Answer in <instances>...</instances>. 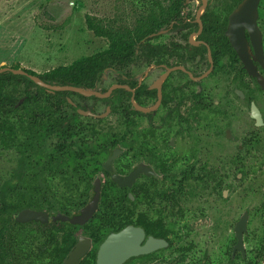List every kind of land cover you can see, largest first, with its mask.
I'll use <instances>...</instances> for the list:
<instances>
[{
    "label": "flooded vegetation",
    "instance_id": "flooded-vegetation-1",
    "mask_svg": "<svg viewBox=\"0 0 264 264\" xmlns=\"http://www.w3.org/2000/svg\"><path fill=\"white\" fill-rule=\"evenodd\" d=\"M138 35L140 41L130 59L107 66L94 88L88 89L100 94L111 90L107 97L46 89L51 94L70 93L60 107L66 118L63 128L73 122L85 128L81 129L78 143L67 145V151L61 155L73 160L69 161L73 165H63L61 171L54 170L38 179L49 185L53 208L25 209L72 218L93 199L96 182L100 181L98 209L86 225L49 223L77 228L74 242L67 246L64 258H59L61 264L81 234L91 239L92 248L79 264L84 260L98 264L104 241L129 227L144 234L139 248L153 249L133 255L122 264L160 262L157 255L176 248L177 221L184 215L185 200L196 189L208 188L216 181L218 167H235L239 172L233 178H244L245 155L259 149L263 142L260 130L264 128V0H162L156 8L146 9ZM138 58L140 73L136 74L134 64ZM108 73L116 80L105 91L95 90L101 79L105 82ZM71 95L102 102L103 111H99L98 105L85 107ZM46 99L54 101L51 97ZM24 102L25 97L20 99L17 110ZM66 106L72 114L65 113ZM114 113L124 119L125 128L113 132L100 130L99 123ZM245 113L252 130L241 139L234 126ZM82 117L94 122H84ZM213 140L221 142L222 160L216 158L219 151ZM224 143L232 144L234 149L222 147ZM116 177L124 179L125 185L116 183ZM55 184L60 186V193L53 190ZM216 184L221 187L223 181ZM231 189L222 190L223 200L229 198ZM67 198L83 199L85 203L77 208L67 204ZM105 201L119 206L105 209ZM246 213L248 221L240 249L236 225ZM249 219L250 212L246 210L233 227L235 242L228 264L248 259L245 239ZM96 220L101 222V234L94 236L86 228ZM218 229L222 233L228 228ZM193 249L191 244L182 252ZM201 264H213L209 253Z\"/></svg>",
    "mask_w": 264,
    "mask_h": 264
},
{
    "label": "rangeland",
    "instance_id": "rangeland-1",
    "mask_svg": "<svg viewBox=\"0 0 264 264\" xmlns=\"http://www.w3.org/2000/svg\"><path fill=\"white\" fill-rule=\"evenodd\" d=\"M159 1L162 0H0V68L20 67L43 74L108 50L109 41L89 31L88 16L115 31L137 36L142 30L146 9L156 8ZM134 66V73L139 74L140 58ZM107 76L105 82L102 79L99 81L95 90L105 91L116 80L112 73ZM23 89L22 85L16 83L6 85L1 92L22 99ZM72 99L89 108L98 105L99 111H103L104 104L97 100H83L77 96H72ZM262 107L264 109L263 103ZM34 109V105H28L6 117L0 114V120L7 118L15 124L18 141L23 138L20 127L26 121V113ZM65 113L70 115L73 111L66 106ZM81 120L94 122L83 117ZM98 128L103 132L123 130L124 119L116 113L111 114L99 123ZM234 128L241 139L252 130L247 113L237 118ZM260 132L263 138L260 148L245 155L244 178H233L239 172L235 167H218L216 181L208 188L196 189L193 196L185 200L182 208L184 215L177 221L175 250L157 255L161 258L160 262L149 264H201L208 253L213 264H228L235 242L233 227L246 210L250 212L245 239L248 259L244 263L236 261L234 264H264V128ZM51 141L52 145L55 140ZM220 143L213 140V146L219 151L217 160H222ZM225 145L230 150L234 149L230 143H224L222 147ZM19 158L15 147L5 148L0 142V188L10 179ZM217 181H223V185L220 187ZM227 187L232 188L231 194L223 200L221 192ZM53 188L55 192H61L60 186L55 184ZM221 226L228 229L219 233ZM191 244L194 245L192 251L182 252Z\"/></svg>",
    "mask_w": 264,
    "mask_h": 264
},
{
    "label": "trees",
    "instance_id": "trees-1",
    "mask_svg": "<svg viewBox=\"0 0 264 264\" xmlns=\"http://www.w3.org/2000/svg\"><path fill=\"white\" fill-rule=\"evenodd\" d=\"M87 27L97 37H104L109 41L107 51L43 74L26 71L52 85L93 89L102 70L114 62L129 60L140 41L139 35H126L124 31H115L110 26L96 23L89 16ZM16 83L24 87L25 102L22 108L34 105L35 109L28 110L26 121L22 122L21 141H18L15 124L7 118L0 120L1 144L5 148L15 147L20 155L10 179L0 188V264H61L59 258H64L68 251L67 246L71 241L74 242V232L77 228L63 223L20 224L16 222L14 215L25 208L41 210L53 208L48 196L49 185L38 179L50 175L54 170L61 171L63 165H73L69 162L73 160H66L61 155L67 151L65 149L67 145L78 143L77 138L82 135L81 129L85 126L73 122L63 128L66 118H63L60 107L67 101L70 93L51 94L30 78L10 72L0 75V114L3 116L16 112L20 99L4 95L1 89ZM48 97L54 101L49 102L46 99ZM53 139L55 142L51 145ZM66 203L78 208L85 200L67 198ZM61 205L65 206V203L61 202ZM118 206V203L115 205L109 204L108 201L104 203L105 209H117ZM62 210H65V207ZM86 230L94 236L101 234L100 220L91 223ZM81 264L90 263L84 260Z\"/></svg>",
    "mask_w": 264,
    "mask_h": 264
},
{
    "label": "water",
    "instance_id": "water-1",
    "mask_svg": "<svg viewBox=\"0 0 264 264\" xmlns=\"http://www.w3.org/2000/svg\"><path fill=\"white\" fill-rule=\"evenodd\" d=\"M234 45L235 42H234ZM11 72L14 75H22L30 78L34 83L39 85L42 88H45L51 92L54 91H73L85 96H100L107 97L108 94H100L94 90H88L84 88H76L71 86H56L45 83L40 78L28 74L23 69H14L11 67H2L0 68V75L3 73ZM251 72V71H250ZM80 113L85 115H90V112L80 111ZM111 161V160H110ZM114 181L120 186L125 185V180L116 177ZM96 194L93 199L84 207L79 215H76L72 218L69 216L63 215L61 213L51 217L49 213L45 211H39L34 209H24L15 215L16 222L20 224L36 222L41 223L42 225L49 224L51 222H69L72 225L84 226L86 225L94 216L98 209V204L100 201V181L96 182ZM248 221V214H244L241 220L236 225V233L238 236L239 244L237 248L243 249V235L246 231ZM143 232L138 229L129 227L118 234L110 235L102 244L99 251L98 264H122L128 258L133 255L146 254L153 249V247H143L139 248V242L143 237ZM136 236H139V239H136ZM155 243V242H154ZM92 248V241L84 235H79L77 237V243L75 247L71 250L68 257L64 260L62 264H79L81 259L87 255V253Z\"/></svg>",
    "mask_w": 264,
    "mask_h": 264
}]
</instances>
